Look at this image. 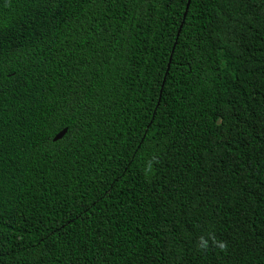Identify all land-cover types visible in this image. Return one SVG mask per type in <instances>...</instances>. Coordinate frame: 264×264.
<instances>
[{
	"label": "trees",
	"instance_id": "1",
	"mask_svg": "<svg viewBox=\"0 0 264 264\" xmlns=\"http://www.w3.org/2000/svg\"><path fill=\"white\" fill-rule=\"evenodd\" d=\"M186 2L0 0V264H264V0Z\"/></svg>",
	"mask_w": 264,
	"mask_h": 264
},
{
	"label": "water",
	"instance_id": "2",
	"mask_svg": "<svg viewBox=\"0 0 264 264\" xmlns=\"http://www.w3.org/2000/svg\"><path fill=\"white\" fill-rule=\"evenodd\" d=\"M188 3H189V0H187V2H186V5H185L186 9H187ZM65 131H66V128L60 129L58 132H56V134L53 136L52 139L57 140V139L61 138L64 135Z\"/></svg>",
	"mask_w": 264,
	"mask_h": 264
}]
</instances>
